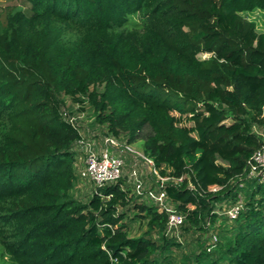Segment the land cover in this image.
Wrapping results in <instances>:
<instances>
[{"label": "trees", "instance_id": "16d2710c", "mask_svg": "<svg viewBox=\"0 0 264 264\" xmlns=\"http://www.w3.org/2000/svg\"><path fill=\"white\" fill-rule=\"evenodd\" d=\"M21 1L0 12L2 255L264 264V181L244 178L264 137V31L244 14L264 12V0ZM67 98L129 144L151 127L143 151L169 177L179 231L168 232V211L138 203L124 177L74 195L82 135L63 115ZM241 192L244 208L230 219L224 210ZM134 221L146 223L143 234L130 235Z\"/></svg>", "mask_w": 264, "mask_h": 264}, {"label": "rangeland", "instance_id": "374dc122", "mask_svg": "<svg viewBox=\"0 0 264 264\" xmlns=\"http://www.w3.org/2000/svg\"><path fill=\"white\" fill-rule=\"evenodd\" d=\"M13 6H23L21 0H0V12L2 19H5L6 11ZM248 19L254 20L257 23V28L259 31H264V12L263 11H254L252 13L244 14ZM140 16L136 15L132 18L130 27L136 22H140ZM210 54H201V57H208ZM67 104L69 108L74 113L81 112L77 108L78 104L75 103L72 99L67 98ZM84 112V118L80 121V128L83 130L84 136L96 142V147H100L102 145L103 136L107 131L105 125H101L95 120L96 113L89 106H86ZM152 132V129L149 125L145 126L142 132L139 135V138L136 142L131 143V146L137 151L144 153L143 151V143L146 137ZM86 139V140H87ZM121 142H127V137H120ZM75 149L78 151V164L76 166L77 174L79 176V180L76 184V188L74 190V195L82 200L87 199L92 191L95 189V184L92 180L83 178L79 174V167L84 165L85 154L84 149L77 143L75 144ZM126 166L124 169V175L126 184L134 191L135 199L138 203L145 204H154L158 207L159 211L166 210L168 212H172L175 210L174 204L170 201L169 197L163 194V190L158 184L157 175L154 174V169L151 164H146L143 161L131 156L126 155ZM137 163V164H136ZM136 167L137 169H135ZM137 172V179L133 178L131 180L128 179L133 170ZM245 196L244 194H242ZM134 211L130 212V215L133 216ZM132 227L130 230V235L139 236L143 234L146 229V223H142L140 221H134L131 223ZM192 242V241H191ZM2 246L0 244V264H15L7 256L2 255Z\"/></svg>", "mask_w": 264, "mask_h": 264}, {"label": "built area", "instance_id": "2783aa9c", "mask_svg": "<svg viewBox=\"0 0 264 264\" xmlns=\"http://www.w3.org/2000/svg\"><path fill=\"white\" fill-rule=\"evenodd\" d=\"M79 107L80 104H78L77 108ZM63 115L71 124L80 130L82 135L77 141V144L84 149L83 152L85 154L84 165L79 167V174L81 177L92 180L96 188L116 182L124 175L126 155H131L140 161L153 166L154 174H156L158 178L157 182L163 190L162 195L167 196L165 184L169 180V177H163L159 174L154 166L152 158L148 157L145 153L137 151L131 146V144L121 142L120 138L115 137L112 134H105L103 136L102 145L96 147V142L87 139L84 136L83 130L80 128L79 123L81 119L84 118L83 111L74 113L64 107ZM77 165L79 166L78 162H76V166ZM134 168L137 169L136 167ZM135 169L128 177L129 180L133 178L137 179V172ZM244 178H257L260 181H264V137L261 148L253 153L248 162V169ZM244 185L245 183L241 182L239 187H244ZM242 194L243 193L241 192L238 195L237 201L232 206L224 210V213L230 219H236L244 208V196ZM184 218V215L176 210L169 212L167 221L168 232H173L174 230L176 232L179 231V227L184 222ZM217 240V235L212 234L211 242L215 243Z\"/></svg>", "mask_w": 264, "mask_h": 264}]
</instances>
